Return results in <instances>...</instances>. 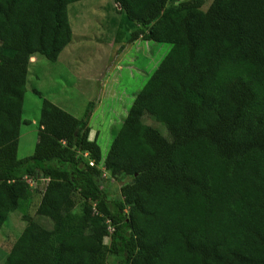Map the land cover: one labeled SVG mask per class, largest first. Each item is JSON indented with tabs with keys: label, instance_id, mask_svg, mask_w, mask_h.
Listing matches in <instances>:
<instances>
[{
	"label": "trees",
	"instance_id": "16d2710c",
	"mask_svg": "<svg viewBox=\"0 0 264 264\" xmlns=\"http://www.w3.org/2000/svg\"><path fill=\"white\" fill-rule=\"evenodd\" d=\"M79 1L0 0V230L16 211L26 222L2 264H264V0H114L128 42L171 48L106 158L89 111L42 99L33 154L18 159L30 59L57 61ZM104 173L124 180L118 198ZM42 180L35 215L51 229L24 212Z\"/></svg>",
	"mask_w": 264,
	"mask_h": 264
},
{
	"label": "rangeland",
	"instance_id": "374dc122",
	"mask_svg": "<svg viewBox=\"0 0 264 264\" xmlns=\"http://www.w3.org/2000/svg\"><path fill=\"white\" fill-rule=\"evenodd\" d=\"M209 4L210 0L203 5L202 10L205 11ZM173 5L170 2L168 8ZM119 9L114 0H82L68 6L71 43L56 62L51 63L39 56L38 62L28 67L18 159L33 154L41 100L46 99L77 118H83L86 111L90 112L89 125L97 132L96 142L104 161L134 97L171 48L169 44L142 39L128 42L120 30ZM132 29L133 25L126 27L128 35ZM99 66L104 69L107 67L103 77L102 67L99 70ZM144 122L168 138L165 128L153 118L145 117ZM123 183L124 180L110 179L106 175L102 186L113 199L118 198L119 187ZM30 185L31 198L24 212L35 224L51 229L50 221L35 215L43 186L35 183ZM25 226L22 212L16 211L9 215L0 230V264ZM104 243H109L108 237L104 238ZM107 263L114 264V258L108 257Z\"/></svg>",
	"mask_w": 264,
	"mask_h": 264
},
{
	"label": "crops",
	"instance_id": "0c3cea01",
	"mask_svg": "<svg viewBox=\"0 0 264 264\" xmlns=\"http://www.w3.org/2000/svg\"><path fill=\"white\" fill-rule=\"evenodd\" d=\"M68 47V46H67ZM66 47V48H67ZM61 55V54H60ZM59 55V56H60ZM38 58H39V56H37V55H35V56H32L31 57V59H30V64L29 65H33V64H36L37 62H38ZM58 59H59V57H58ZM57 59V60H58ZM102 66H99V70H100V68H101ZM107 68V67H106ZM106 68L104 69L103 67H102V75H101V77H103L104 75H105V72H106ZM98 70V72H100ZM100 74V73H99ZM99 74H98V76H99ZM100 78V77H99ZM64 111L66 112V110L64 109ZM68 113V112H67ZM70 114V113H69ZM72 115V114H71ZM73 116V115H72ZM75 118H77V117H75ZM78 119H81V118H78ZM89 122H90V117H89V119H88V127H89V129H90V132H89V136H88V138H89V140H93V139H96V137H97V132L95 131V130H93L91 127H90V125H89ZM25 123V122H24ZM21 128V127H20ZM95 135H96V137H95ZM20 137V136H19ZM18 142H19V140H18ZM42 185V186H44V180H42L41 182H38L37 183V185L39 186V185ZM42 189L43 188H41V191H42Z\"/></svg>",
	"mask_w": 264,
	"mask_h": 264
},
{
	"label": "built area",
	"instance_id": "2783aa9c",
	"mask_svg": "<svg viewBox=\"0 0 264 264\" xmlns=\"http://www.w3.org/2000/svg\"><path fill=\"white\" fill-rule=\"evenodd\" d=\"M84 157H87V154L84 155ZM90 166H94V163L92 161L89 162ZM103 177L106 178V174H103Z\"/></svg>",
	"mask_w": 264,
	"mask_h": 264
}]
</instances>
